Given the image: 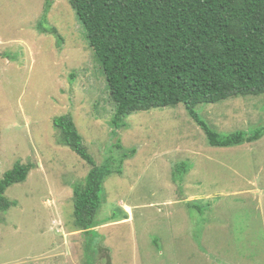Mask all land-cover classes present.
<instances>
[{
  "label": "rangeland",
  "instance_id": "obj_1",
  "mask_svg": "<svg viewBox=\"0 0 264 264\" xmlns=\"http://www.w3.org/2000/svg\"><path fill=\"white\" fill-rule=\"evenodd\" d=\"M0 54V180L33 165L5 193L18 205L0 214V264H264V137L212 147L182 104L135 112L113 134L116 105L70 0H0ZM197 112L223 136L250 134L264 95ZM67 114L98 165L129 156L89 232L74 225L73 185L90 166L54 126Z\"/></svg>",
  "mask_w": 264,
  "mask_h": 264
},
{
  "label": "trees",
  "instance_id": "obj_2",
  "mask_svg": "<svg viewBox=\"0 0 264 264\" xmlns=\"http://www.w3.org/2000/svg\"><path fill=\"white\" fill-rule=\"evenodd\" d=\"M70 5L102 65L116 105L113 134L125 128L135 112L182 104L212 147H237L264 137V126L250 134L223 136L197 112L203 104L264 95V0H70ZM50 7L51 2L45 15ZM39 27L43 33L58 35L56 28L48 29L43 22ZM54 126L61 144L90 166L84 181L73 185L74 225L89 232L99 226L106 180L123 174L129 156L125 154L116 168L111 158L98 165L72 115L55 118ZM32 168L17 162L4 173L0 214L17 207L5 193L26 182ZM181 169V178L179 169H174V182L189 172L185 164ZM188 205L197 208L195 203Z\"/></svg>",
  "mask_w": 264,
  "mask_h": 264
},
{
  "label": "crops",
  "instance_id": "obj_3",
  "mask_svg": "<svg viewBox=\"0 0 264 264\" xmlns=\"http://www.w3.org/2000/svg\"><path fill=\"white\" fill-rule=\"evenodd\" d=\"M189 203H191V202H189ZM189 203H188V204H189ZM130 215H131V213H130Z\"/></svg>",
  "mask_w": 264,
  "mask_h": 264
}]
</instances>
